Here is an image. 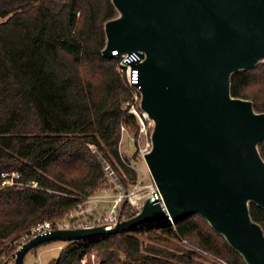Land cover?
I'll use <instances>...</instances> for the list:
<instances>
[{"label": "trees", "instance_id": "obj_1", "mask_svg": "<svg viewBox=\"0 0 264 264\" xmlns=\"http://www.w3.org/2000/svg\"><path fill=\"white\" fill-rule=\"evenodd\" d=\"M115 16L112 0H0V264L16 254L14 243L31 228L65 220L111 183L101 160L119 176L124 194L137 182L119 150L123 127L139 135V120L127 105L133 89L116 71L118 60L102 56L104 25ZM231 94L264 112V64L233 74ZM259 151L264 159V140ZM2 173L19 177L3 187ZM131 208L123 199L120 221L137 215ZM250 213L264 230V209L252 203ZM146 233L159 245L166 236L227 264H246L199 215L64 242L49 264H82L92 253L101 264H201L190 251L146 245L138 237Z\"/></svg>", "mask_w": 264, "mask_h": 264}, {"label": "water", "instance_id": "obj_2", "mask_svg": "<svg viewBox=\"0 0 264 264\" xmlns=\"http://www.w3.org/2000/svg\"><path fill=\"white\" fill-rule=\"evenodd\" d=\"M102 56L137 54L134 87L152 122L144 160L158 194L135 217L111 230H55L33 249L117 234L149 222L204 218L246 264H264V230L250 205L264 209V112L231 94L233 74L264 63V0H112ZM7 264V263H5Z\"/></svg>", "mask_w": 264, "mask_h": 264}, {"label": "rangeland", "instance_id": "obj_3", "mask_svg": "<svg viewBox=\"0 0 264 264\" xmlns=\"http://www.w3.org/2000/svg\"><path fill=\"white\" fill-rule=\"evenodd\" d=\"M264 64L260 63L257 66ZM256 66V67H257ZM132 98L127 105L130 104V109H135L138 112V107L140 108V95L137 94L136 91H132ZM141 110V109H140ZM139 113V112H138ZM140 115V113H139ZM142 116V115H140ZM139 120V119H138ZM147 121L144 122V125L140 124L139 135L137 138L135 134L137 129L135 128H122V135L121 140L119 143V150L121 153L122 158L128 163L135 171L137 172V182L135 184H130L125 187L128 190L127 194H134V201L133 198H130V201L136 202L138 200V205H131L133 208L132 211L139 214L148 198L152 196L154 181L151 176V173L146 165L144 160V154L151 149V132L153 125L152 122L146 119ZM140 123V121H139ZM94 149V147H91ZM125 178V175H123ZM17 178V175H11V179ZM10 179V180H11ZM117 181H113L112 177L110 176V182L103 183L100 189L93 193V195L83 203V209L87 212L80 215L82 216V220L87 219H97L102 216L107 215L116 200L119 197L120 193V178L116 176ZM127 181V179H126ZM119 183V185H117ZM129 201V203H130ZM129 208H125L123 215L127 212ZM66 216L64 219H66ZM28 233V232H27ZM23 234L15 243L14 246L19 249L18 245L19 242L26 236ZM151 235V234H150ZM148 233L140 234L138 237L146 244L152 246H161L164 250L180 254L181 250H186L194 253L195 255L193 258L196 261H199L201 264H227L224 261L217 259L216 257L208 254L207 252L203 251L195 244L190 242H179L177 240H173L164 236L167 241L163 244H158L150 237ZM64 242L56 241L51 242L48 244H42L41 246L31 250L25 257L24 264H49L53 259L57 258L64 247ZM61 247V248H59ZM101 264L100 257H98L97 253H92L91 255L86 256L83 259L82 264ZM7 264H15L13 257L8 261Z\"/></svg>", "mask_w": 264, "mask_h": 264}, {"label": "built area", "instance_id": "obj_4", "mask_svg": "<svg viewBox=\"0 0 264 264\" xmlns=\"http://www.w3.org/2000/svg\"><path fill=\"white\" fill-rule=\"evenodd\" d=\"M113 55L115 56V59H117V63L115 66V69L125 80V83L127 86L132 88L134 91L138 93L134 85L137 84L138 78H139V70L137 68H132V64H135L137 61H139L140 57L137 54H120L117 50L113 51ZM130 113L134 114L140 121V124L144 125V122L147 121L146 117L143 112L139 113L133 108L129 111ZM152 124V123H151ZM101 163L105 166V169L107 171V174L112 177L113 181H117L116 175L114 172L110 169L108 165L105 164L103 160H101ZM13 175H17L15 173H12ZM8 173H2V177L4 178L3 181V187L12 185L15 183L14 178L11 179V175ZM17 177H19L17 175ZM11 179V180H10ZM28 185L32 187H37L38 183L36 181H30L28 182ZM119 185V183L117 184ZM120 186V185H119ZM119 197L114 200V203L112 204L110 212L97 219H87L82 220V216L80 215L86 213L87 211L83 209V204L79 205L77 208L72 210L69 213V217H67L65 220L58 221L56 223L51 222H45L43 224H38L37 226H34L30 229V231L26 234V236L19 242V249L26 244L31 239L39 236V235H45L49 234L55 230H69V229H82V228H93V227H103L106 230H111L117 226V224L120 221L119 218V212H120V206L123 199H127L130 201V198H133L134 201V194H124L122 191V187L120 186V193ZM131 205H138V200L136 202L130 201ZM61 248V247H59ZM18 249V250H19Z\"/></svg>", "mask_w": 264, "mask_h": 264}, {"label": "bare ground", "instance_id": "obj_5", "mask_svg": "<svg viewBox=\"0 0 264 264\" xmlns=\"http://www.w3.org/2000/svg\"><path fill=\"white\" fill-rule=\"evenodd\" d=\"M153 193H152V195H154V194H158V190H157V188H156V186L155 187H153Z\"/></svg>", "mask_w": 264, "mask_h": 264}]
</instances>
